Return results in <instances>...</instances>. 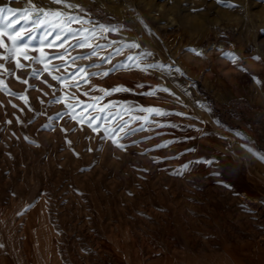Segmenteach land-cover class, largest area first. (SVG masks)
Instances as JSON below:
<instances>
[{"label": "rangeland", "instance_id": "1", "mask_svg": "<svg viewBox=\"0 0 264 264\" xmlns=\"http://www.w3.org/2000/svg\"><path fill=\"white\" fill-rule=\"evenodd\" d=\"M30 2L72 11L51 0H0V6L22 10ZM67 2L118 25L121 31L109 39L138 42L154 60L173 66L171 74L110 73L70 91L87 100L80 93L91 85L129 87L104 102L173 114L159 118L164 127L125 141H140L126 150L67 117L45 130L48 117L65 110L48 103L59 84L47 73L33 79L29 69L6 64L15 75L5 83L27 95L29 105L0 91V264H264V0ZM224 52H234L237 64ZM92 62L98 61L79 63ZM160 87L169 93L143 95ZM167 140L171 146L156 148ZM197 160L211 163H192L177 174Z\"/></svg>", "mask_w": 264, "mask_h": 264}, {"label": "snow or ice", "instance_id": "2", "mask_svg": "<svg viewBox=\"0 0 264 264\" xmlns=\"http://www.w3.org/2000/svg\"><path fill=\"white\" fill-rule=\"evenodd\" d=\"M51 3L63 5L64 9L72 11L40 7L31 2L22 10L0 6V49L3 50L0 52V61H3V63H0V91L12 97H17L25 105H29L27 95L12 91L5 83L4 77L15 75L14 71L5 65L14 63L17 70L29 69L30 78L33 79H40L44 73H47L60 86L58 89L53 88V98L48 103L50 105L63 104L65 110L55 116L48 117L49 122L45 123L43 128L45 130H55L54 122L67 117L80 126L87 125L98 136L102 132L103 140L111 141L112 145L121 150H126L140 143L137 140H132L131 144L125 143L137 133L164 127L159 118L168 117L173 113L160 107L142 106L127 102L118 103L111 100L104 102L105 98L111 97L114 93L133 91L129 87L115 86L109 89L91 85L88 90L80 93V95L87 97V100H81L76 92L70 90L76 89L79 91L83 85H90L93 78L108 77L110 73L138 70L142 73L155 71L161 74H171L173 66L154 60V53L144 50L138 42H126V39H109L110 33L121 31L118 25L93 20L90 16L84 14L85 10L82 7L68 3L67 0H51ZM217 3H222V0H217ZM225 6L229 8L236 7L233 4ZM77 9L78 12L75 11ZM193 11H196V9H193ZM140 22L148 29L150 35H155L144 21L141 20ZM18 24L19 27H17ZM50 37L51 39H49ZM52 48H55L56 51L53 53L45 51V49ZM77 49H87L88 51L73 55V51ZM187 51L198 57L203 56V53L195 48H189ZM31 53H36V55ZM223 55L233 65H236L239 60L234 52H224ZM116 57H124V59L113 64L112 62ZM93 58H96L98 62L79 63L81 61H92ZM253 59L259 61L261 57L256 56ZM22 60L27 63H22ZM53 61H59V63H53ZM106 64L112 66L105 70L103 65ZM36 65L40 67L37 68ZM175 72L183 75L178 67L175 68ZM16 79L19 80L20 77L17 76ZM254 79L256 83H261L259 79L255 77ZM21 82L32 87L29 84V79H23ZM48 86L53 87L52 85ZM138 87L143 89L145 86L139 84ZM57 91L61 92V95H55ZM158 92L169 93V89L167 87L152 88V90L144 91L143 95L156 97ZM40 103L43 104L44 101L41 100ZM12 106L16 107L15 104ZM28 110L34 111L30 106ZM42 114L36 113V115ZM174 114L178 116L186 115L182 112ZM16 119L18 123L23 124L19 117ZM7 123L11 124V121L9 120ZM28 123L31 124L32 121L30 120ZM169 126L178 127L174 123ZM61 131L66 132L67 130L61 128ZM237 134L239 135V133ZM24 139L28 143L35 144V141L30 140L27 136ZM147 139H151V137ZM67 143L71 145L72 142L69 140ZM172 143L171 140H167L162 144H157L156 148H167ZM88 150L92 151V149ZM188 151H195V149H189ZM248 151L252 152V149L249 148ZM154 159L158 160V158ZM201 162L211 163V161H190L185 163L177 174H183L190 168L192 163ZM143 171H147V169ZM2 247L4 245L0 244V248Z\"/></svg>", "mask_w": 264, "mask_h": 264}]
</instances>
